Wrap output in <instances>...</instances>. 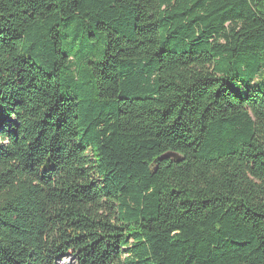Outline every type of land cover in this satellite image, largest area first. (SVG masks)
<instances>
[{"label": "trees", "instance_id": "16d2710c", "mask_svg": "<svg viewBox=\"0 0 264 264\" xmlns=\"http://www.w3.org/2000/svg\"><path fill=\"white\" fill-rule=\"evenodd\" d=\"M68 253L264 264V0H0V264Z\"/></svg>", "mask_w": 264, "mask_h": 264}, {"label": "rangeland", "instance_id": "374dc122", "mask_svg": "<svg viewBox=\"0 0 264 264\" xmlns=\"http://www.w3.org/2000/svg\"><path fill=\"white\" fill-rule=\"evenodd\" d=\"M59 264H76L74 255L72 253L66 254L60 259Z\"/></svg>", "mask_w": 264, "mask_h": 264}, {"label": "water", "instance_id": "95a60500", "mask_svg": "<svg viewBox=\"0 0 264 264\" xmlns=\"http://www.w3.org/2000/svg\"><path fill=\"white\" fill-rule=\"evenodd\" d=\"M162 158L163 159L171 158V159H173L175 161L181 160V156L179 154H177L175 152H171V151L166 152L165 154H163Z\"/></svg>", "mask_w": 264, "mask_h": 264}]
</instances>
